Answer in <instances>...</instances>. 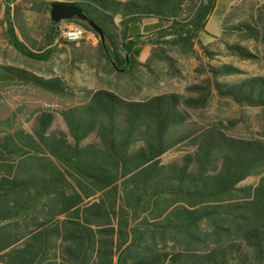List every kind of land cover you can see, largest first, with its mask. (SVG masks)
<instances>
[{"label": "trees", "instance_id": "1", "mask_svg": "<svg viewBox=\"0 0 264 264\" xmlns=\"http://www.w3.org/2000/svg\"><path fill=\"white\" fill-rule=\"evenodd\" d=\"M11 2L4 36L29 63L55 64L67 45L76 46L57 38L59 24L48 16L57 0ZM65 2L98 28L66 20L95 34L106 69L131 79L154 74L161 61L174 66L175 48L189 54L198 45L214 59L218 39L230 54L251 59L248 47L224 37L264 44V4L257 2L248 13L240 5L219 12L220 36L207 30L217 0ZM207 34L216 39L205 43ZM143 44L151 50L140 61ZM239 72L231 63L208 64L188 94L138 98L72 84L53 67L41 74L0 62V264H264V138L193 116L216 92L259 107L264 119V76L229 80ZM18 85L70 102L58 112L9 109L4 93ZM181 147L182 156L163 159Z\"/></svg>", "mask_w": 264, "mask_h": 264}, {"label": "rangeland", "instance_id": "2", "mask_svg": "<svg viewBox=\"0 0 264 264\" xmlns=\"http://www.w3.org/2000/svg\"><path fill=\"white\" fill-rule=\"evenodd\" d=\"M9 1H12L10 6L13 7L14 4L25 3L26 0ZM57 1L65 2L71 0ZM253 2L264 4V0H217V12H214L207 22L209 34L221 35L222 16L219 12L229 11L231 7L240 5L242 7L241 10L248 13L249 7ZM6 6L7 0H0V62L19 66H32L41 74L50 73V69L53 67L55 74L62 76L72 84L84 85L89 88H110L129 96L140 98L173 91L188 94V87L201 83L206 78L208 75V64L231 63L238 67L240 69L238 76H230L229 80L237 77L264 76V44L262 42L249 38L242 39L239 36H225V40L230 42L239 41L256 54L254 58L241 59L236 55L230 54L224 47L225 43L223 41L208 34L203 37L204 42L211 41L210 43H212L216 39L217 44H214V47L219 45V53L215 54L214 59L207 58L198 45L195 46V52L189 54L175 48V50L172 49L171 51L175 59L174 66L165 61L158 62L155 73H144L142 80L131 79L108 71L104 59L101 60L97 57V39L92 33L76 43L75 47L67 45V50L60 53V57L57 58L55 64L49 61L29 63L5 39L3 17ZM26 16L30 19L39 18L38 14L30 11H26ZM48 16L50 18L49 14ZM59 42L61 43V40ZM150 50V44L141 45L140 61L147 59ZM3 100L9 109L24 107L26 113L35 109H49L58 112L60 108L70 102L68 99L26 85L8 88L4 93ZM193 116L198 121L221 119L225 123L231 122L233 125L231 133L237 136L264 138V119L261 116L259 107L239 105L232 100L219 96L216 92L213 93L208 104L203 109L195 111ZM58 122L63 127L60 117ZM184 148L168 151L163 156V159L168 160L182 156L185 153ZM257 181V177H249L245 182L255 183Z\"/></svg>", "mask_w": 264, "mask_h": 264}, {"label": "water", "instance_id": "3", "mask_svg": "<svg viewBox=\"0 0 264 264\" xmlns=\"http://www.w3.org/2000/svg\"><path fill=\"white\" fill-rule=\"evenodd\" d=\"M49 15H50V20H51L52 25H57L62 20H67V19H72L74 17H77V18L88 21L90 26L95 31H99L98 28L87 17V15L80 8H78L77 6L71 3L61 2V1L54 2L51 5V10H50ZM103 43H104V40H103Z\"/></svg>", "mask_w": 264, "mask_h": 264}, {"label": "built area", "instance_id": "4", "mask_svg": "<svg viewBox=\"0 0 264 264\" xmlns=\"http://www.w3.org/2000/svg\"><path fill=\"white\" fill-rule=\"evenodd\" d=\"M58 27L57 38L61 41L78 43L91 33L97 39V37L91 30H88L84 26L74 22L63 20L59 23Z\"/></svg>", "mask_w": 264, "mask_h": 264}]
</instances>
